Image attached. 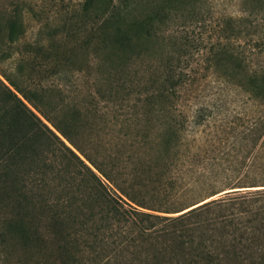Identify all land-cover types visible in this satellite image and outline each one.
Wrapping results in <instances>:
<instances>
[{"label":"trees","instance_id":"1","mask_svg":"<svg viewBox=\"0 0 264 264\" xmlns=\"http://www.w3.org/2000/svg\"><path fill=\"white\" fill-rule=\"evenodd\" d=\"M196 2L78 0L65 19L71 23L50 36L52 44L39 47H47L46 62L31 65L62 83L22 86L0 67L6 82L0 79L1 243L34 253L41 222L45 233L64 240L61 263L51 264H264V188L215 195L230 185L264 184V68L245 69L224 50L237 25L231 17L216 31L221 87L242 94L247 111L231 116V141L225 136L219 145L217 138L222 156H208L214 149L209 143L205 160L175 161L184 151L186 115L170 101L185 78L181 69L175 72L160 37L174 16ZM23 4L0 0V63L10 56L1 46L23 36ZM185 38L175 41L185 47ZM87 47L98 72L106 74L109 93L117 89L114 76L133 74L121 81L124 96L139 80L144 85L137 89L143 128H135L136 120L132 127L119 121L109 148L93 138L86 114L68 97L71 76L81 71L76 57ZM140 62L145 75L137 80L132 66ZM15 69L23 73L22 66ZM211 114L196 109L192 137Z\"/></svg>","mask_w":264,"mask_h":264},{"label":"rangeland","instance_id":"2","mask_svg":"<svg viewBox=\"0 0 264 264\" xmlns=\"http://www.w3.org/2000/svg\"><path fill=\"white\" fill-rule=\"evenodd\" d=\"M77 3L78 0H24L20 13L23 36L13 42L6 41L1 46L2 50L10 52V56L0 63V67L7 74L19 80L22 86L32 87L34 83L43 86L51 83L55 85L58 84L57 82L62 83L57 75L45 77L40 68L31 69V65L32 63L44 64L46 62L43 56H45L47 47L40 49L39 47L52 44L54 38L50 36H58L63 30L61 26L66 21L71 23L65 19L76 12ZM227 17L233 18L237 25L233 31H230L231 37L224 50L233 52L240 59L241 67L245 69L264 68V0H197L193 8L186 7L182 15L174 16L161 34V45L164 44V48L172 56L171 63L172 66H175V72L181 69L185 78L170 101L171 104H174V108L180 110V114L186 115L184 121L186 142L180 146L184 151L176 154V162L187 161L193 156L199 160H205L207 154L203 153V149L208 148L209 143L213 144L214 149L208 156L216 158L222 156L217 138L222 140L219 145L224 143L223 137L225 136L229 137L228 141H231V133H227L230 128L231 116L236 112L247 111V108L242 106L244 100L242 94L232 87H221V67L218 62L220 53H217L221 51V46L217 43L219 39L216 31L217 26L222 24ZM12 20L16 22L17 31H19V24L16 20L11 19L9 23ZM9 23L6 32H10ZM177 35H185L188 45L180 46L175 41ZM8 46L10 48H7ZM48 47L53 48L54 46ZM210 48L211 51L207 57L205 53H208ZM83 49L76 57L81 71L71 76V83L74 85L72 86L73 92L68 93V97L73 98L72 103L73 100L76 102V107H79L82 114H86L87 125L93 138L109 148L112 143L109 136L113 135L120 127L119 121L128 122L131 127L137 121L138 124L135 128H143V124L139 122L143 115V104L141 103L142 105L139 107V103H137L143 95H139L137 89L144 88L139 80L140 74L145 75L142 71L144 65L140 62L135 68L132 66L139 82L136 87H133L131 93L124 96L120 87L122 80L127 79L128 76L133 78V74L130 73L131 69L128 71L129 75L123 74L122 78L113 77L115 80L113 89H117L115 92L111 90L109 93L107 86L103 83L106 74L100 73V70L98 72L96 68L95 54L92 53L90 47ZM162 57L165 58V54ZM19 65L23 67V75H18L15 72L16 66ZM0 79L5 82L1 75ZM90 99L93 101L89 102ZM198 108L211 109L212 114L201 121V124L195 129L196 135L192 137L191 116ZM86 110L87 112H85ZM178 111H175V114H178ZM114 120L117 123H113ZM259 188H264V184L230 185L220 188L219 191ZM38 229L41 240H37L39 246L37 244L32 247L34 253L28 254L27 250L18 248L19 245L10 246L0 242V264L61 263L63 253L58 246L63 244L64 240H55L54 233H45L48 230L45 229L44 223L40 222ZM67 241L74 243V240ZM9 242L16 243L14 240Z\"/></svg>","mask_w":264,"mask_h":264},{"label":"water","instance_id":"3","mask_svg":"<svg viewBox=\"0 0 264 264\" xmlns=\"http://www.w3.org/2000/svg\"><path fill=\"white\" fill-rule=\"evenodd\" d=\"M228 189H230V188H228ZM232 190V189H231ZM231 190H225V191H231ZM225 191H223V192H225ZM218 192H220V191H218ZM223 192H220V193H223ZM217 193V192H216ZM220 193H218V194H215V195H219ZM213 197V196H212Z\"/></svg>","mask_w":264,"mask_h":264}]
</instances>
